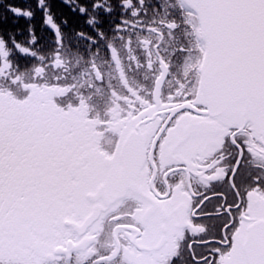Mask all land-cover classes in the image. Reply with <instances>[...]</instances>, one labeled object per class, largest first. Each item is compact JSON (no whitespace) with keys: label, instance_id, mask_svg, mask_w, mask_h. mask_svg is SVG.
<instances>
[{"label":"snow or ice","instance_id":"1","mask_svg":"<svg viewBox=\"0 0 264 264\" xmlns=\"http://www.w3.org/2000/svg\"><path fill=\"white\" fill-rule=\"evenodd\" d=\"M23 3L0 264H264V0Z\"/></svg>","mask_w":264,"mask_h":264},{"label":"trees","instance_id":"2","mask_svg":"<svg viewBox=\"0 0 264 264\" xmlns=\"http://www.w3.org/2000/svg\"><path fill=\"white\" fill-rule=\"evenodd\" d=\"M11 2L16 3L17 6H24L23 0H11ZM54 4L56 6L55 10L57 12H60L62 10V6L59 4V0H54ZM28 23H29V21L23 17L14 18V17L10 16L9 19L4 23V27L5 28L19 29V30H21V32H23V30L26 28ZM31 23H33L35 25V30H36L37 35H40L41 34L40 18L37 17L36 19L31 21ZM25 35H26V33H25ZM18 38L22 39L23 36L18 35Z\"/></svg>","mask_w":264,"mask_h":264}]
</instances>
